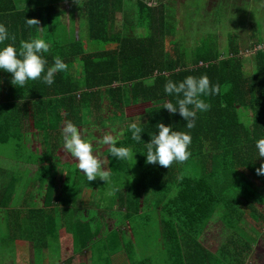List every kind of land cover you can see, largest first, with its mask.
Wrapping results in <instances>:
<instances>
[{"label": "trees", "instance_id": "16d2710c", "mask_svg": "<svg viewBox=\"0 0 264 264\" xmlns=\"http://www.w3.org/2000/svg\"><path fill=\"white\" fill-rule=\"evenodd\" d=\"M61 1L0 0V24L15 37V41L5 43H13L18 49L21 40L42 38L50 44L43 53L45 67L56 56L67 65L55 74L51 85L38 78L27 81L23 88L13 86L11 74L0 70V143L11 144L25 130L37 129L45 140L41 142L42 154L35 161H49L50 167L43 168L50 175L51 164L58 156L49 148L52 145L56 149L61 144L58 136L62 121L97 128L116 124L118 128L126 123L121 132L118 130L121 137L116 143L130 147L135 152L134 158L118 161L108 154L109 148L105 155L110 175L120 184L115 196H121V206L128 211L132 230L136 232L139 222L132 215L141 211L142 200L146 211L159 214L161 238L157 239L163 245L159 261L153 262L149 255L146 258L136 255L140 237H145L144 232L153 225L152 217L141 218L145 226L132 238L118 230L120 222H124L120 216L118 224L104 234L101 213L106 210H91L89 217H83L81 208L71 207L78 192L70 193L66 188L59 203L66 205L63 210L69 212L64 225L73 234L74 248H91L93 255L103 252L93 257L94 264H112L111 255L121 250L128 253L133 264H243L247 251L258 240L257 234L248 233L242 226L244 217L251 214L256 220H264V212L255 205H264V174L256 172L264 157L256 156L255 149V141L264 137V49L252 54L251 72L245 69V52L239 53L238 47L232 45L230 52H222L209 37L189 56L180 42V30L171 25L174 14L169 12L172 10L169 0H158V5L136 0L135 10L125 13L119 29H115L116 15L122 10L123 0H87L80 10L87 15L88 39L80 37L64 42L57 37L61 34L54 25L61 14ZM25 18H37L39 24L29 27ZM262 41V38L255 40L253 45ZM88 42L96 43L97 49L88 51ZM202 74L219 86V92L203 97L210 107L198 110L195 127L187 129L178 113L170 114L163 107L166 100L175 102L174 96L164 92V84L169 79L175 82L188 75ZM108 104L115 109L112 114ZM132 105L142 106V111L128 115L127 109ZM130 122L141 127L143 140L131 139ZM159 122L171 125L174 130L190 132L187 160L174 161L168 168L146 163L144 145L157 131ZM71 173L67 176L69 185L77 183L69 182ZM129 173L133 174V181L125 186L120 183L121 177ZM5 189L0 192V214L4 213V222L13 229L7 238L13 241L19 235L14 237L10 216L21 211L12 205L15 196L12 187ZM46 192V200L52 202L54 187L48 186ZM88 194L82 193L86 197ZM82 206L87 207L84 203ZM53 208L50 210L55 212ZM47 211L48 208L35 206L29 212L36 221ZM216 214L231 232L212 252L199 238ZM52 217L48 231L54 236L61 224Z\"/></svg>", "mask_w": 264, "mask_h": 264}, {"label": "rangeland", "instance_id": "374dc122", "mask_svg": "<svg viewBox=\"0 0 264 264\" xmlns=\"http://www.w3.org/2000/svg\"><path fill=\"white\" fill-rule=\"evenodd\" d=\"M86 1L87 0H63L60 3V6L62 8L61 14L55 21L54 25L55 29L60 31L61 35L66 36V39L68 41L77 39V36L83 37V39L85 38V40L89 37L87 33V15L80 10L81 4ZM147 1L155 2V0ZM167 1L168 0H165L164 2ZM156 2L160 3V1L158 2V0ZM168 3L170 4L169 7L172 8V10H170L169 12L174 14V19L172 20L171 25L176 26V28L180 30V42L183 43L189 56L192 55V52L195 50L196 46L208 37L211 38L212 41H214L213 43H216L218 45L219 50L222 52H230L231 45L235 41L240 45L238 47V52H245V58H243L246 59V71L251 72L254 69L253 60L251 59L253 56V52H250L253 49L254 40H252L251 37L253 36L254 38L258 39L264 38V0H169ZM249 13H252V19H246ZM170 18L171 16L169 17V19ZM120 24H123V20L122 18H117L115 29H119L121 27ZM240 24L244 26H241ZM132 32L133 31H131L130 33ZM262 42H264V40ZM87 47L88 51H93L97 49L98 45L96 43L88 42ZM246 57H250L251 60L247 59ZM108 107L110 113L112 114V111L115 110L114 107L111 104H108ZM141 111L142 106L132 105V108L127 109V114L133 116ZM107 113H105L104 115H107ZM64 123L65 121L61 122L60 129L63 127ZM125 125L126 123H121L118 128L117 124L105 128V125L98 128L96 126L78 127L83 130L84 138L91 139L95 151L94 153L97 154L103 161L104 150L107 145L99 144V138L103 135L104 132H111L114 136L121 137L120 132L125 127ZM98 126H101V124ZM118 130H120V132H118ZM25 134L26 136L21 137V140H26V142L28 143L27 146L31 150H33V159H36L42 154V147H39V139L37 137H34L28 140L27 137L29 135L26 132ZM44 140L45 138L41 136L40 141L43 143ZM56 140H58V138H56ZM62 144L63 142L56 149H53L51 145L49 150H52L54 152V155H56L57 152L60 153L61 155H58L57 164L70 171L71 168H75L76 164L69 162L73 157H71V155L63 149ZM9 148H11L9 145L0 143V153L3 154V156H0V192H5V188H7V186L12 187L11 192H14V195L16 194L14 196V201L12 200V205L14 207L26 209L27 204H24L23 197H26V193L31 192L35 194L41 191L40 189H36L35 185L37 182H49L50 175H48L47 171H44L43 167L44 165H47L49 167L50 163L49 161H46L44 163L38 161L37 164L40 168L39 171H32L30 169L31 167H29L28 170L25 171L22 161L25 159V150H27V148L24 147L21 151H17L21 152L20 155H15L14 153L9 154L6 150ZM35 148L36 150H34ZM34 167L35 166H33V168ZM75 170H77V168H75ZM131 176L133 177V174L131 173H129L128 175H122L120 183L123 182L124 184L126 183L128 185L133 181V178L131 181H129ZM80 178L82 182H87L83 174L80 176ZM95 179L98 181V185L96 188L97 190H92L94 192V197L92 200L91 210H106L109 208L110 201L115 196L116 188L120 186V184H118L115 181L114 177L111 175L107 183L101 180L99 177ZM109 182L110 185L106 186ZM78 184L79 182L73 185L67 184L66 188H68L70 193H75L76 191L79 193L81 187L78 188ZM13 185L15 186L13 187ZM28 187L32 190L27 191L29 189ZM52 187H54V193L52 202H49V213L52 206H54L56 209H63L64 206H66L59 203L60 197L63 196L64 191L60 188L62 191L57 194L58 189L55 186ZM85 188L93 189L95 188V186L92 187L91 185H88ZM78 196H80V194ZM38 199H40V194L38 195L37 200ZM255 205L264 212L263 204L255 203ZM79 206H81V202L79 204L77 201H74L71 207L79 209L81 208ZM80 211L82 212L81 209ZM147 211L150 213H147L146 217H152L151 222L153 225L152 227L147 228L149 230H146L144 232L146 240L144 242L145 246H142V250L149 252V254L153 258V262H158L159 255L155 248L156 244L158 243L156 240L159 233L158 229L159 231L161 229L160 224H158L159 215L154 210V212L150 210ZM54 220L58 223L62 219L55 218ZM139 221L141 223L145 222V220L143 219H140ZM144 226L145 225L142 224V227ZM242 226L248 231V233L257 234L258 238L257 242L253 244L252 248L247 251V255L244 256L243 264H264V220L261 222L259 219H254L251 214L246 215L242 222ZM230 232L231 230L225 227L224 223L219 219V215L216 214L208 222V226H206L205 231L202 232L200 241L204 246L215 251L227 239V236ZM12 234L13 229H11L9 225L6 224V222L0 221V240H2L1 244L3 245L2 249L0 250L1 256L8 253L9 249L16 248V242L14 240H11L9 242L7 241V238ZM17 234L18 232L14 236H16ZM139 242L141 244V237ZM50 243L51 246L55 244L51 240ZM136 255L139 257L138 252ZM136 255L134 256L136 257ZM2 259L3 258H1V263H3ZM7 259L9 260L11 258Z\"/></svg>", "mask_w": 264, "mask_h": 264}, {"label": "clouds", "instance_id": "9594fccd", "mask_svg": "<svg viewBox=\"0 0 264 264\" xmlns=\"http://www.w3.org/2000/svg\"><path fill=\"white\" fill-rule=\"evenodd\" d=\"M147 1V0H146ZM149 5H157V2H149ZM27 26H37V18H25ZM15 37L10 35L7 27L0 24V70L11 74L10 83L13 86L23 88L27 81L42 79L44 83L51 85L55 74L66 69V63L59 57H54L51 65L46 66V59L43 53L47 52L50 44L42 38H29L21 40L17 49L13 43ZM264 42H261L262 44ZM259 44H255L250 52H256ZM253 57V56H252ZM250 58V57H248ZM43 73V75H42ZM151 83V81H149ZM164 92L175 97V102L166 100L163 107L170 114L178 113L185 121V127L192 129L195 127L197 111H206L210 105L203 98L215 95L219 92V86L211 83L206 74L200 76L188 75L180 81L167 80L164 84ZM157 131L150 135V140L144 145L143 152L146 163L158 164L169 167L174 161L182 163L190 156L188 146L191 144V134L187 131L172 129L171 125L159 122L156 125ZM133 141H141V127L136 122L128 124ZM63 149L76 161L77 169L83 173L87 181H92L99 177L106 183L110 177V171L103 167L104 162L94 153L93 144L90 138L83 137V130L71 121H66L60 129ZM117 137L111 132H104L98 143L109 145L108 154L117 158L118 161H127L134 158L133 151L127 146H117ZM256 156L264 157V137L255 141ZM257 174H264V160L256 169ZM132 176L129 181L132 180Z\"/></svg>", "mask_w": 264, "mask_h": 264}, {"label": "crops", "instance_id": "0c3cea01", "mask_svg": "<svg viewBox=\"0 0 264 264\" xmlns=\"http://www.w3.org/2000/svg\"><path fill=\"white\" fill-rule=\"evenodd\" d=\"M156 1L157 0H155V2ZM136 2H137L136 0H123V7L121 8L122 10L117 13L116 19L122 18V20H124L126 12L135 10L134 4ZM246 19H252V13H249L248 17ZM240 25L244 26L242 24H240ZM57 37L60 38L64 42L66 41V38H67L64 35H59ZM77 37L80 38V36H77ZM251 39L254 41L258 40V38H254L253 36L251 37ZM84 40H85V38H84ZM259 40H260V38H259ZM262 40H264V38H262ZM232 46L239 47L240 45L234 41L232 43ZM247 59H250V58H247ZM25 132L28 133V135H29L27 137L28 140L31 138L37 137L39 139V144H40L39 147H41V141H40L41 138L38 134L39 132L37 129H35V130H28L27 129L24 131V135L22 133L21 137L26 136ZM21 137L18 141H15L11 144L10 143L7 144L11 148L6 149V150L9 154L14 153L15 155H20L21 152H17V151H21L24 147L27 148V150H25L26 151L25 159L22 161L23 166L25 168V171L28 170L29 167H31L30 169L32 171L37 172L40 169L38 164H37L38 161H35L37 158L33 159V156H32L33 150H31L27 146L28 143L26 142V140H21ZM58 137L61 138V143H62L63 140H62V137L60 136V134ZM107 148H109V145H107L105 150ZM34 150H36V148ZM105 150H104L105 163L103 164V167L105 169L109 170L108 158L105 155ZM58 155H61V154L57 152V156ZM0 156H3V154L0 153ZM104 160H103V162H104ZM57 162H58V160L53 161V164H51V173H50L49 182L39 181L36 183V185H35L36 189H40L41 191L38 193H35V194L29 192V193H26V197H23L24 204L25 205L27 204L26 209H21L19 207L21 212H18V211H16V212L20 213V214L17 216V213L15 212L10 216V218H13V220L10 222L14 225V235L18 232L19 236L16 240H14L16 242V248L15 249H9L8 253L3 254V256L0 255V264H94L93 263V257L98 255V254L103 255V252H99L98 254L96 253L95 255H93L91 248H84L82 250L74 248L73 234L64 225V217L66 216V213H69V212H65L62 208L56 209L54 207L56 209V211L53 212V210H50V213H49V200H46V198H45V195L47 194V192H46L47 187L51 186V185L55 186L58 189L57 194H59V192L62 190L64 191L67 187V184H68L67 176H68L70 171L72 173L69 175V182H72V181L81 182L80 184H78V187H81V190L78 193V195L80 194V196L77 195L75 197V199L73 200V202L77 201L79 204L81 202V206H79V207H81V210L83 212V214H82L83 217H89L90 216V210L92 207V200L94 197V192L92 190H97L96 188L98 185V181L96 179H94L92 181H87V179H86L87 182H82L81 178H80V174L82 172H80L78 169L75 170V168H77L76 166L74 169L71 168L69 171L68 169L63 168V166H59L57 164ZM67 162H64V163H67ZM69 162L73 163V164H77V161L73 158ZM33 166H35V167L33 168ZM44 166H46V165H44ZM0 170H1V168H0ZM88 185H91L92 187L95 186V188H93V189L85 188ZM109 185H110V182L106 186H109ZM31 190L32 189L29 188L27 191H31ZM81 191H83V192L88 191L89 192L88 197H86V196L82 197L81 194L83 192L81 193ZM39 194H40V199L37 200ZM113 201H115L114 205L109 206V208L106 209V211H104L105 213H101V214H103V216L101 217V221L103 219L102 224H103V228H105L104 234H106V232L108 230H110V228L114 224H118L117 219L120 216L121 217L120 219H123L124 222H120V227L118 228V230H120L121 234H126L127 237H130V238L134 237V234L139 231V228L142 226V224L144 225L145 222L141 223L139 221L137 224V227H136V232L133 231L132 225H131L130 221L128 220V219H130L128 217V211L125 210V206H121V204H122L121 196H119V197L114 196L110 201V205ZM82 203H84L85 206H87V207L82 206ZM142 204L143 205H142L141 211L134 213L132 215L133 216L132 218L135 217L136 219L140 220L143 216H146L147 211L145 210V208H146L145 201L143 202V200H142ZM35 206L48 208V211L45 212V215L41 214L40 218L43 219L42 223H41L40 218L35 221V217L32 214H30V212H29L30 209L35 207ZM52 216H55L58 219H62V221L58 222L59 224H61V226L59 227L57 233L54 236H52L48 231L49 218ZM78 216H79L78 214H75V217H78ZM0 217H3L1 222L5 221L4 213L0 214ZM52 218H54V217H52ZM143 220H144V218H143ZM206 226H208V224ZM206 226H205V228H206ZM129 228H130V230H129ZM205 228L203 231H205ZM129 231H130V233H129ZM158 232H159V229H158ZM158 237L161 238V235L159 233H158ZM150 238H149V241H150ZM160 238L159 239L156 238L158 243L156 244L155 249L158 253H159V251L163 250V245H162V242L160 241ZM50 240L55 243L53 246H51ZM141 240H142L141 244L136 247V250H137L139 256L141 258L145 257V255L151 256L148 251L142 250V246H145L144 245L145 237L142 236ZM199 240H201V239L199 238ZM7 241L9 242L10 238ZM1 243H2V240H0V250L3 247V245ZM93 246L94 245H91V247H93ZM207 249L213 252V250H211L209 248H207ZM106 253H107V251L105 252L104 255H106ZM1 258H3L2 259L3 263H1ZM7 258H11V259L8 260ZM135 259H136V257H135ZM18 260H19V262H18ZM111 262H112V264H133L132 263L133 261L131 260L130 256H128V253L125 252V250H121V251L117 252L116 254L111 255Z\"/></svg>", "mask_w": 264, "mask_h": 264}, {"label": "built area", "instance_id": "2783aa9c", "mask_svg": "<svg viewBox=\"0 0 264 264\" xmlns=\"http://www.w3.org/2000/svg\"><path fill=\"white\" fill-rule=\"evenodd\" d=\"M255 49H264V43L259 44L258 46L255 47Z\"/></svg>", "mask_w": 264, "mask_h": 264}]
</instances>
